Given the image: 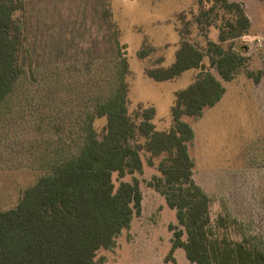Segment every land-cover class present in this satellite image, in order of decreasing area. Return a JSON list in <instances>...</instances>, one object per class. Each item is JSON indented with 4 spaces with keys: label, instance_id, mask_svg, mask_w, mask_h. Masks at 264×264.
Returning a JSON list of instances; mask_svg holds the SVG:
<instances>
[{
    "label": "rangeland",
    "instance_id": "1",
    "mask_svg": "<svg viewBox=\"0 0 264 264\" xmlns=\"http://www.w3.org/2000/svg\"><path fill=\"white\" fill-rule=\"evenodd\" d=\"M229 1L241 4L250 26L237 38L220 40V31L234 14L215 0H23V8L13 14L23 73L0 104V208L14 207L23 190L52 163L79 153L85 114L106 76L103 9L108 6L111 26L126 45L127 109L137 123L140 111L152 106L154 129L168 131L176 91L188 87L200 72L190 68L155 80L147 70L171 66L181 40L205 52L203 67L225 91L200 115L182 117L193 130L187 142L193 178L211 199L212 223L219 215L234 217L238 225L225 234L240 239L246 233L264 246V0ZM208 41L225 49L247 47L246 61L232 79L223 80L210 66ZM105 125V116L93 120L98 138ZM146 141L140 134L131 141L138 149L140 170L112 174L116 188L122 181H137L141 209L113 246L97 250L95 264H195L181 247L170 253L173 230L184 228L154 185L163 176L158 167L163 155L152 156Z\"/></svg>",
    "mask_w": 264,
    "mask_h": 264
},
{
    "label": "trees",
    "instance_id": "2",
    "mask_svg": "<svg viewBox=\"0 0 264 264\" xmlns=\"http://www.w3.org/2000/svg\"><path fill=\"white\" fill-rule=\"evenodd\" d=\"M215 2L234 14V20H227L220 31V40L248 31L250 19L239 2ZM22 8L23 0H0V104L23 73L13 17ZM103 16L109 58L105 79L84 117L82 147L78 154L52 163L47 173L23 190L14 207L0 208V264H95L97 250L113 246L119 232L130 225L133 213L141 209L137 181H122L116 188L112 179L113 172L123 176L141 169L138 149L131 143L137 134L146 137L145 148L152 156L163 155L158 165L163 176L154 185L176 210L178 225L184 228L173 230L170 253L181 247L195 264H264V246L254 237L242 233L240 239H234L225 234L238 225L236 218L219 215L212 223L211 199L193 178L187 146L193 130L182 117L200 115L225 91L222 82L203 67L205 52L181 40L171 66L147 70L153 79L165 80L190 68L200 69L188 87L175 93L173 126L168 131L155 130L152 106L140 111L138 123L128 113L126 45L119 42L111 26L108 6ZM206 51L210 66L216 67L223 80L232 79L246 61L243 44L225 49L208 41ZM102 116L106 117L105 133L98 138L93 120Z\"/></svg>",
    "mask_w": 264,
    "mask_h": 264
}]
</instances>
